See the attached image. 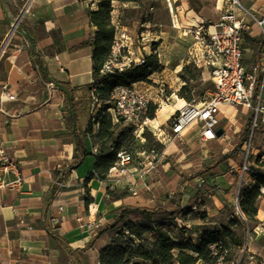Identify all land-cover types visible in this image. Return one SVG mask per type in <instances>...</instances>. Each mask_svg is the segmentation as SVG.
<instances>
[{"label":"crops","instance_id":"0c3cea01","mask_svg":"<svg viewBox=\"0 0 264 264\" xmlns=\"http://www.w3.org/2000/svg\"><path fill=\"white\" fill-rule=\"evenodd\" d=\"M241 1L251 13L258 17L264 15V0ZM174 2H179L184 12L182 16L176 7L174 25L178 26L177 18L182 27L185 21L192 26L207 22L192 0ZM217 4L219 8L228 6L227 0H218ZM25 6L21 0H0V144L8 148L18 166V171L8 173L5 179L10 182L21 177L16 185L0 187V264H79L76 255L83 257L86 264L95 256L100 264V251L112 237L108 230L98 236L107 225L101 227L93 223V213L90 217L88 213L83 215L96 196H90L86 204H76V211L71 214L68 201L77 199L74 194L80 188L74 186L83 185L91 194L94 183L105 185L114 172L125 173L128 169L123 172L112 169L106 180L93 178L87 183L95 167L97 145L86 135L85 145L90 154L69 171L52 194L57 174L60 176L77 160L72 130L86 134L93 123L96 133L99 127L93 121L102 101L96 98L93 86L92 49L70 50L95 34L97 27L91 22L90 11L98 8V2L32 0L27 11ZM131 6L140 4L114 1V22ZM249 26L245 32L251 37L263 34L254 19L249 20ZM127 28L123 25L120 32ZM244 51L245 63L249 66L246 60L254 62L255 44L247 40ZM263 57L264 48L258 62ZM11 94L16 96L14 100L8 98ZM149 95L154 101L151 110L158 107L152 117L154 127L169 130L163 126L178 108L163 106L152 97V92ZM72 107L77 114V126L71 119ZM222 109L221 118L230 120L227 112H231V108L223 106ZM193 131L188 128L183 133V141ZM197 133L200 135L199 131ZM105 193L106 190L103 197ZM124 198L106 203L111 205ZM258 218L264 222V199L259 204ZM53 234L61 235L63 240H57ZM92 240V245L84 251ZM67 243L76 255L66 247ZM251 251L254 252V248H249L248 254Z\"/></svg>","mask_w":264,"mask_h":264},{"label":"rangeland","instance_id":"374dc122","mask_svg":"<svg viewBox=\"0 0 264 264\" xmlns=\"http://www.w3.org/2000/svg\"><path fill=\"white\" fill-rule=\"evenodd\" d=\"M217 1L192 0L198 13L210 23L219 21L226 9V7L219 8ZM21 2L25 4L26 0H21ZM168 2V0L135 2L140 6H131L126 8V11H122L120 16L123 14V21L120 22L119 17H116L117 32L121 33L123 25L128 26L124 32L131 37L130 41L133 42L130 44V50L136 64L143 63L145 55L157 54L159 58L161 70L150 75L147 80L141 81L138 86L144 90L149 89L147 92L149 94L152 92V97L159 101L164 92L163 97L166 102L163 106H168L177 103L179 98H184L180 92L183 86L188 84L193 96L192 101L203 102L211 96L215 85L209 75L203 72L188 82L181 77L184 66L190 64L187 60L193 41L191 30L194 27L186 21L185 26L182 27L178 18V26L174 25L173 17L174 13L177 14L176 7H179L182 16L184 12L179 2L172 0L173 10L170 9ZM147 25L150 26L147 27ZM162 29L163 33H160ZM242 41L244 48L247 41L244 39ZM110 59H112V53L108 61ZM246 62L249 66L254 64L250 60ZM230 110L231 112H227V115L231 121L224 119L222 122V124H227L230 121L228 135L219 140L203 141L198 131L194 130L185 137V141L177 138L165 146L154 133V141L150 142L144 134L134 129L135 139L124 148L133 155V160L126 165L128 170L125 173L114 172L107 183H104L105 185L94 183L91 187V194L87 193L83 185L74 186L80 190L74 194L76 200L68 201L69 213L76 211V204H86L87 200H91L90 196L95 195L96 198L89 209L83 212V215L88 213L90 217L93 213V223H99L103 227L113 222L112 212L124 204L148 207L160 204L168 207L169 210H174L179 201L182 207L176 213L174 222L186 227L187 236L198 239L205 227L230 225L236 235L235 238L239 240L238 244L232 243L229 253L224 252L230 254L234 260L231 263L261 264L264 260V222L258 218V214L246 221L241 202L243 188L255 186L258 176L264 174V128L259 129L255 134L254 153L251 158L253 168L258 173L248 174V182L244 180L241 185L244 154L243 145L240 144L245 141L244 138H247L244 134L251 115L247 109L241 107ZM172 117L163 127L171 130ZM124 124L127 125L126 122ZM97 125L99 126V123ZM151 126L155 125L151 123ZM148 130L151 132L149 128ZM156 141L161 144H157ZM148 149H155L156 155H149ZM228 153H233V155L219 161V158L225 157ZM183 176L188 179L181 183ZM106 186H108L107 189ZM109 190L111 194L108 193ZM261 191L263 195L259 199V204L264 199V185L261 186ZM198 192H200L199 195H197ZM119 195H126V197L123 201L107 205L111 197ZM238 195H240V208L238 207ZM188 207H193L191 213H185L187 210L185 208ZM131 218L152 221L156 217L141 213H128L126 219ZM88 225H90L89 222ZM120 228L121 226L118 225L116 228L108 229L111 237L115 236ZM251 247L255 251L248 254V249ZM96 253L95 251L93 255ZM220 262L224 263L223 257ZM89 264H98L95 256Z\"/></svg>","mask_w":264,"mask_h":264},{"label":"trees","instance_id":"16d2710c","mask_svg":"<svg viewBox=\"0 0 264 264\" xmlns=\"http://www.w3.org/2000/svg\"><path fill=\"white\" fill-rule=\"evenodd\" d=\"M98 2V8L90 11V19L93 25L97 27L95 34L89 39L72 46L70 50L75 51L90 47L92 49L93 73L96 95L102 101L99 114L93 118L95 123H99L98 131L94 133L93 123L88 128L86 134H79L77 129L72 130V137L76 141V158L74 164H71L67 170H63L61 175L57 174L56 184H54L52 194H54L60 181L65 180L69 171L81 163L83 158L90 153L85 145V136L90 135L92 142L97 145L95 153L96 162L93 172L89 174L86 182L93 178L106 180L118 161V152L129 146L135 139L134 128L131 125H125L123 119L115 120L109 110L112 107V93L120 85H133L145 81L153 73L161 70L157 54L144 56V62L133 65L123 71L115 69L113 72H104L105 65L112 53L115 38L117 35V26L114 22L113 11L114 1L121 2H139L140 0H95ZM123 11H126L124 9ZM120 22L124 20L123 14L119 17ZM245 41H252L255 44L254 62L259 61L262 49L264 48V35L260 37H251L243 32ZM243 43V41H242ZM202 72L193 63L187 64L181 71V77L189 81L198 77ZM188 84L183 86L180 94L187 101L191 102L193 96L189 90ZM258 83L257 89H259ZM193 102V101H192ZM158 107L154 106L150 111L151 117H155V111ZM71 119L75 126L78 124L77 114L71 108ZM249 119L246 127L245 137L249 135L251 125ZM145 137L151 142L154 141L153 132L147 128ZM245 140V138H244ZM157 144H161L156 141ZM244 141L241 142V146ZM163 145V144H162ZM164 146V145H163ZM233 153L226 154L219 158V161L229 158ZM196 177V176H193ZM182 177L181 183L187 180ZM264 185V176H258L255 186H246L242 190L241 208L245 220L253 219L259 210V199L263 195L261 186ZM89 190V188H87ZM111 194V190L108 192ZM200 192L197 193L199 195ZM126 195L111 197L110 201L121 199ZM90 201V200H89ZM181 202L178 201L174 210L158 204L155 207L124 204L115 211L114 220L106 226L103 231L121 228L116 231L109 244L100 251V264H222L220 259L223 257V264H233L234 260L228 253L231 250L232 243L238 244L236 237L230 225L223 224L220 227H205L198 239L187 236L185 226H179L174 222L176 213L181 209ZM185 213H191L193 207L185 208ZM128 213H141L156 217L152 221L126 219ZM61 241L62 236L53 234ZM90 241L83 249L87 250L91 245ZM70 251L76 255V252L67 243ZM79 264H86L83 257L76 255Z\"/></svg>","mask_w":264,"mask_h":264},{"label":"built area","instance_id":"2783aa9c","mask_svg":"<svg viewBox=\"0 0 264 264\" xmlns=\"http://www.w3.org/2000/svg\"><path fill=\"white\" fill-rule=\"evenodd\" d=\"M170 9L173 3L168 0ZM32 0H26L27 11ZM228 6L219 21L215 23L202 22L193 26L191 30L193 41L188 51V62L207 73L212 79L215 90L203 102H189L186 100L182 109L174 113L171 130L152 127L153 118L150 115L154 101L149 93L138 85H120L112 93V107L109 109L115 120L123 119L136 132L143 134L149 128L165 146L179 138L184 140L183 133L188 128L199 131L203 141L218 140L217 130L224 128L228 134V124H222L221 112L223 106L229 108H244L250 112V134L245 139L243 149L241 185L246 181V175H256L253 168L252 154L254 153V138L256 132L264 128V57L251 66L245 63L244 48L242 47L243 32L249 29V20L254 19L262 28L264 35V15L258 17L251 13L241 0H227ZM131 37L126 32L117 33L112 59L104 68V72H113L115 69L123 71L136 64L130 50ZM128 52L125 54L124 52ZM158 52V50H156ZM260 83L259 89H257ZM162 92L159 104L166 99ZM15 99V95H9ZM96 98L97 95H96ZM156 104V103H155ZM149 155H156L155 149H148ZM133 160L132 153L125 149L118 152V161L113 169L125 171L126 165ZM18 166L12 160L8 148L0 144V187L18 184L21 177L8 182L5 176L10 172H17ZM264 176V174H262ZM238 195V207H239ZM240 208V207H239ZM264 264V262L262 263Z\"/></svg>","mask_w":264,"mask_h":264},{"label":"bare ground","instance_id":"6f19581e","mask_svg":"<svg viewBox=\"0 0 264 264\" xmlns=\"http://www.w3.org/2000/svg\"><path fill=\"white\" fill-rule=\"evenodd\" d=\"M185 103L186 102H185V99L184 98H179V101L177 103L172 104V105H173V107L178 108V110H180V109L183 108V106L185 105ZM229 123H230V121H229Z\"/></svg>","mask_w":264,"mask_h":264},{"label":"water","instance_id":"95a60500","mask_svg":"<svg viewBox=\"0 0 264 264\" xmlns=\"http://www.w3.org/2000/svg\"><path fill=\"white\" fill-rule=\"evenodd\" d=\"M224 135V128L223 127H219L217 130V136L219 138H221Z\"/></svg>","mask_w":264,"mask_h":264}]
</instances>
